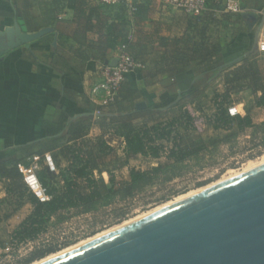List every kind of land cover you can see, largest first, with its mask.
<instances>
[{
  "label": "trees",
  "instance_id": "trees-1",
  "mask_svg": "<svg viewBox=\"0 0 264 264\" xmlns=\"http://www.w3.org/2000/svg\"><path fill=\"white\" fill-rule=\"evenodd\" d=\"M2 1L0 19L13 20L20 12L27 32L46 27L58 32L57 46L53 45L54 32L32 42L33 50L42 53L41 59L57 70L72 68V62L106 64L114 58L112 52L124 44L144 64L134 71L141 74L146 86L188 72L191 83L186 90L169 96L170 101L150 102L138 109L142 90L130 86L127 74L109 103L99 105L84 97L79 108L98 112L94 119L89 115L71 119L63 114L57 122L42 124L46 134L41 140L20 146L10 155H0V177L8 180L6 196L0 197V248L38 240L54 218L65 221L66 212L93 213L102 206L131 200L156 184L171 182L189 171L188 164H201L208 153H217L224 145L233 148L249 129L252 142L262 134L264 145V123L257 124L254 116L264 108V57L254 55L253 37L241 33L229 41L217 35V19L203 16L224 10L223 0H207V10L199 16L178 10L168 35L150 20L147 0H135L132 18L125 3ZM65 8L74 11L72 23L60 19ZM230 14L246 24L240 14ZM146 22L153 25L151 30L143 27ZM214 83L223 85V90ZM210 91L214 110L208 113L201 98ZM242 93L249 94L251 101H244L245 114L233 115L230 109L239 103L234 97ZM96 124L100 133L90 135ZM108 135L119 138L120 145L109 143ZM47 154L54 170L46 162ZM34 157H39V162L32 160ZM139 159L146 165L132 164ZM33 165H37L36 175L46 200L24 180L21 166ZM124 168L128 172L120 176ZM26 201L31 211L12 229L7 228L12 212ZM68 246L37 248L19 264H31Z\"/></svg>",
  "mask_w": 264,
  "mask_h": 264
},
{
  "label": "water",
  "instance_id": "water-1",
  "mask_svg": "<svg viewBox=\"0 0 264 264\" xmlns=\"http://www.w3.org/2000/svg\"><path fill=\"white\" fill-rule=\"evenodd\" d=\"M240 15L257 46L264 11ZM51 32L56 45L54 28L27 32L16 19L0 31V55ZM42 264H264V165Z\"/></svg>",
  "mask_w": 264,
  "mask_h": 264
},
{
  "label": "crops",
  "instance_id": "crops-1",
  "mask_svg": "<svg viewBox=\"0 0 264 264\" xmlns=\"http://www.w3.org/2000/svg\"><path fill=\"white\" fill-rule=\"evenodd\" d=\"M91 1L94 4L99 2V0ZM240 2L241 4L246 2L248 5L244 6L246 9L258 12H262L260 7L264 5V0H240ZM2 3L8 1L3 0ZM177 12V9L166 4L156 11L154 17L150 12L149 17L150 20L154 18L152 21L162 28L165 35H168L173 29L172 21ZM20 16L19 12L13 20L0 19V31L14 27L16 19L21 24ZM60 19L72 23L74 11L65 8L60 14ZM143 27L151 30L153 25L146 22ZM22 28L24 29L23 26ZM7 42L6 38L0 37V43ZM57 45L58 37L54 46ZM33 46L32 43L29 47L21 45L0 55V140L14 141L6 148L5 153H1L3 156L12 154L16 147L44 138L46 130L42 124L45 121L57 122L63 114L75 119L78 118L77 115L85 113L86 111L79 108L83 105L84 97L90 98L96 104H100V98L103 97L90 94L94 85L101 80L99 61L72 62V68H63L60 71L44 62L41 59L42 53L33 50ZM112 54L114 57L115 52ZM188 75H191L190 72L177 78L164 79L151 86H146L143 77L136 71L128 73L126 79L133 89L142 90L138 100L150 103L165 101L168 96L186 90L191 83ZM8 125L12 126L9 130L6 127ZM39 131L42 132L41 135L36 134Z\"/></svg>",
  "mask_w": 264,
  "mask_h": 264
},
{
  "label": "rangeland",
  "instance_id": "rangeland-1",
  "mask_svg": "<svg viewBox=\"0 0 264 264\" xmlns=\"http://www.w3.org/2000/svg\"><path fill=\"white\" fill-rule=\"evenodd\" d=\"M147 2L149 3L152 17H154V14H156V11L160 7L167 4L165 0H147ZM242 4L243 6H248L246 2ZM260 10L264 11V5L260 7ZM203 16L217 19V21H219V32L217 35L223 36L225 39H229V41H231V39L237 34L240 36L241 33H244L246 36L251 37V39L256 34V29L248 32L245 24L240 22L237 16L231 15L229 12L225 11V9L219 10L218 12L209 11ZM251 43L253 48L252 50H255L254 55H261V53L257 50V46H254V38ZM215 87L219 91L223 90V85L221 84H216ZM208 93L209 95L202 97L201 100L205 103L206 111L211 113L214 110V102L212 99V92L210 91ZM138 97L140 98V95ZM167 98L168 99L165 101L171 100V97L168 96ZM234 98L239 101V103L236 104V110L238 109L241 113L245 114L244 101L248 103L251 101L249 94L242 93L236 95ZM100 100L99 105H104V98L102 97ZM85 113L90 115L89 113H92V111L86 110ZM94 113H96L97 116L99 115L98 112ZM97 116H94L93 119ZM254 116L257 124L264 123V108H260L255 111ZM199 125L204 127V124ZM23 126L24 125H22V127ZM6 127L9 130L12 126L8 125ZM13 127L15 126L13 125ZM36 127L38 128L37 130L40 129L38 124ZM40 131L36 134L41 135L42 132ZM99 133L100 130L98 128V124H96L94 125L90 135L94 136ZM251 133L252 130L249 129L239 137L238 141L233 145V148L230 149L229 146L224 145L217 153H208L202 160L201 164H196L195 162L188 164L189 171L183 176L177 177L173 181L165 184H156L149 187L131 200L120 201L111 205L102 206L97 211L88 214H80L74 210L66 212L65 214L68 218L63 222H58V219L54 218L49 224L47 231L42 234L38 240L20 244L9 243L5 248H0V264H19L21 261L28 258L37 248L61 247L65 244H69L70 246L75 245L82 240L120 225L129 219H133L144 213L157 209L169 202L176 201L188 193L205 187H198L199 183L207 181L209 183L206 186H208L220 180L228 181L239 176V174H242L246 170L250 171L257 168L259 163L264 161V145L262 144L263 140L260 139V137L263 136L261 134L259 139L252 142ZM106 138L109 143L115 145L116 147L121 143V140L115 135H108ZM12 143H14L13 140H0L1 156H3L1 153H5L7 151L6 148H8ZM32 160L39 162L40 158L34 157ZM145 163L146 162L144 160L139 159L133 161L132 164L146 165ZM22 167L26 168L25 166H21V170ZM127 172L128 168H124L122 173L119 175L122 176L123 173L126 175ZM105 177L108 179L107 174H105ZM7 182L8 180L0 177V197L6 196L5 186ZM31 208V204L26 201V203L18 210H14L12 212L11 219L6 223L7 228L12 229L15 225H17L28 215Z\"/></svg>",
  "mask_w": 264,
  "mask_h": 264
},
{
  "label": "built area",
  "instance_id": "built-area-1",
  "mask_svg": "<svg viewBox=\"0 0 264 264\" xmlns=\"http://www.w3.org/2000/svg\"><path fill=\"white\" fill-rule=\"evenodd\" d=\"M223 1L225 11L232 14H240L242 8L244 7L240 0ZM101 2L110 5L125 3L127 5L128 15L130 18H132L136 9L134 4L135 0H101ZM165 2L173 8L179 11H184L191 16L202 15L207 10V0H165ZM129 38L132 39V34L129 35ZM257 50L264 57V26L258 40ZM113 61H116V65H112ZM143 67L144 64L136 60L128 51L127 45H120L115 52L114 58L110 62H107L106 64L100 63L101 80L99 83L94 85L90 94L101 95L104 98V103H109L117 94L125 76L128 73ZM230 112L233 115L239 113L243 114L238 109L236 110V105L231 107ZM46 160L51 170H54V164L49 154L46 155ZM36 169L37 165H33L29 168L22 167L24 180L41 200H46L48 199V196L45 195L44 190L40 185L36 175Z\"/></svg>",
  "mask_w": 264,
  "mask_h": 264
},
{
  "label": "bare ground",
  "instance_id": "bare-ground-1",
  "mask_svg": "<svg viewBox=\"0 0 264 264\" xmlns=\"http://www.w3.org/2000/svg\"><path fill=\"white\" fill-rule=\"evenodd\" d=\"M263 165H264V161H262L261 163H259V166H258L257 168H259V167H261V166H263ZM257 168H255V169H257ZM255 169H252V170H250V171H253V170H255ZM247 171L250 172L249 170H246V171L243 172L242 174H239V176H240V175H243V174H245V173H248ZM234 177H235V176H234ZM237 177H238V176H237ZM228 181H229V180H228ZM225 182H226V180H220V181H218V182H215V183L210 184V185H208V186H205V187H203V188L197 189V190H195V191H193V192H191V193H188V194H186L185 196H183V197L177 199L176 201L169 202V203H167V204H165V205H163V206H161V207H159V208H157V209H154V210H152V211H149V212H147V213H144V214H142V215H140V216H137V217H135V218H133V219H129V220L125 221L124 223L120 224V225H117V226L112 227V228H110V229H108V230H105V231H103V232H100V233H98V234H96V235H94V236H92V237H90V238H87V239H85V240H82V241L78 242V243L75 244V245L69 246V247H67V248H65V249H63V250H60V251L56 252V253L50 254V255L46 256L45 258H43V259H41V260H38V261H35V262L31 263V264H42V263L47 262V261H49V260H52V259H54V258H56V257H58V256H61V255L66 254V253H68V252H71V251H73V250H75V249H77V248H79V247H81V246H84V245H86V244H88V243H90V242H92V241H95V240H97V239H99V238H101V237H103V236H105V235H107V234H109V233H111V232H113V231H116V230H118V229H121L122 227H125V226H127V225H130V224H132V223H134V222H136V221H139V220H141V219H143V218H145V217H148V216H150V215H152V214H154V213H156V212H159V211H161V210H163V209H165V208H167V207H170V206L175 205V204H177V203H179V202H182V201H184V200H186V199H189V198H191V197H193V196H195V195H197V194H200V193H202V192H204V191H207V190H209V189H211V188H213V187H216V186H218V185H221V184H223V183H225Z\"/></svg>",
  "mask_w": 264,
  "mask_h": 264
}]
</instances>
